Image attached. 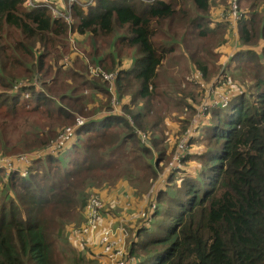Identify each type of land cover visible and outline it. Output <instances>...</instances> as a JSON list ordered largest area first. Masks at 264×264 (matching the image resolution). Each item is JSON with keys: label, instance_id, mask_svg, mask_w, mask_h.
Segmentation results:
<instances>
[{"label": "trees", "instance_id": "trees-1", "mask_svg": "<svg viewBox=\"0 0 264 264\" xmlns=\"http://www.w3.org/2000/svg\"><path fill=\"white\" fill-rule=\"evenodd\" d=\"M226 2L95 0L75 5L69 25L45 4L0 0V159L48 144L10 176L0 161V264H58L55 239L88 188L134 182L128 165L140 167L139 158L148 179L158 176L171 156L167 121L177 99L191 115L175 116L172 136L202 118L190 133L201 145L188 157L197 165L169 174L154 227L141 220L129 255L134 264H264V9L246 16L236 0L238 65L227 76L218 51L231 23ZM178 48L196 68L194 81L182 78L196 88L161 80ZM78 113L85 124L51 154Z\"/></svg>", "mask_w": 264, "mask_h": 264}, {"label": "rangeland", "instance_id": "rangeland-1", "mask_svg": "<svg viewBox=\"0 0 264 264\" xmlns=\"http://www.w3.org/2000/svg\"><path fill=\"white\" fill-rule=\"evenodd\" d=\"M57 1L56 3H52L49 0L47 7L52 11V13H53L52 7L53 6L57 7V5H59L60 3V0H57ZM221 1L223 2V0ZM253 2L256 3L257 5L252 6ZM226 3L228 6L230 5L229 0H227ZM249 7H250V10H249ZM58 8L63 9V6H60ZM240 8L242 9V12H241L242 14L243 12H245L246 16H250L251 13L254 12L256 9L257 10L264 9V0H257V1L241 0ZM223 16H224V11L220 15L214 16L213 18L219 17L221 19L223 18ZM239 23H240V20L238 21L237 26L234 27L231 25L230 22H228V28L225 34V38L228 41L227 43L220 45L223 48H218L221 58L226 59L225 60V72L227 76H230L229 73L234 72L233 66L234 64H236V61L235 63H233L234 61L232 62V55L237 52V49L236 51H233L232 49H235L239 42ZM244 63L245 62H242L241 64H244ZM193 66L194 65L190 62L189 58L186 56V53L183 52L181 48H178L176 49L174 54L169 55L163 62V65L161 66V80L164 83L179 82V85H180L179 87H183L185 89L196 88V86L194 85V82L188 81L187 79L182 78V75L184 73L191 74V78H192V73L196 69ZM247 68H249V66L246 67L242 65V68L239 71H243L245 69L247 71L248 70ZM235 72L237 71L235 70ZM192 80L194 81L193 78ZM33 82L36 84L39 83L37 82V79H35ZM39 88L43 89L44 87L41 86L40 84ZM200 88H202V84H200ZM43 90L46 91V89H43ZM27 93L30 96V92L27 91V92H24L25 97H27L26 96ZM211 96L213 97V93ZM102 99H103L102 96L98 95L95 101L98 103ZM191 100L192 98L189 99V101ZM178 101L179 99L172 101L173 105L171 106V109H176L173 115L176 116L178 114H182V116L184 117L190 116L191 112H189L188 108L187 107L184 108V106L180 105ZM113 102L117 103L115 98H113ZM207 102L209 101L206 98L204 101L201 102V104H204ZM168 112H169V109H168ZM175 116L171 118L169 117V120L167 121L169 127L173 126V129H174V126L179 125V122L175 118ZM77 118H85V117L84 115L78 113L76 116V121H77ZM199 118H201V115L197 117V119L195 120L192 119L190 126L184 131H182L183 133L179 135L178 138H176L177 136L175 133L172 136L173 129L167 128V132H169L170 135L167 136L165 143L168 146V152H171V156L169 159L168 158L166 160L164 159L163 163L160 162V167L162 168V170H159L158 176H156L155 178L153 177L151 179H148V170L146 169V163H144V160L142 158H139V162L142 163L140 167H137L134 169V165H128V170L130 169L131 173L134 174L133 180L138 185H136L134 182L129 180L130 182L122 181L120 184L109 185V186H104L105 183H100L97 186H93L87 189L88 193L86 195V202L93 193L99 195L102 198L103 204H104L101 209V212L104 213V215L102 214L103 218L105 217L108 219L110 216H112V218L117 219V221L110 222V225L116 226L122 223L125 227H127V229L129 230L128 244H131L133 242V240L135 239L138 233V228H140L141 226L139 223L143 219V215L141 214L143 213L147 214L153 205L156 206V210L160 208V203L156 199L157 194H158L157 191L160 188L161 189L165 188L167 184L169 185V187L172 186L170 185L172 184L170 182V179H168L169 174L173 171L177 172V174L173 175V179H176V177H178V175L182 173V170H181L182 167L186 166L189 169H192L194 165L195 166L197 165V160L195 158L188 159V157L190 155H193V152H200L201 150V145L197 143V138L195 139V142L193 141V138L195 135L192 137L190 136V133L193 132L192 126L197 123ZM74 126L75 124H71V125H68L67 128L74 127ZM177 129H175L174 131L176 132ZM61 136L62 134L60 135L58 141L61 140ZM176 140L177 142L175 143ZM174 143L176 146V150H174ZM47 145L48 144H45L44 146L35 148L34 150H31L29 152L18 151L16 153H11L10 156L1 158L0 160L5 159L4 161L5 163H7L8 161H11V164L13 168L15 169L16 167L15 162H18V161L22 162L26 158L27 153H30V152L36 153L35 156L37 155V153L39 154L43 153L41 148L43 147L45 148ZM18 146H19L18 144L11 145V147H18ZM55 146H56V149L52 150L50 152L51 154L54 153V151L59 152V148H60L59 143L55 144ZM180 146H183V147H180ZM65 150H62L61 152H64ZM183 152H186V153L182 157H180V159H178L177 156H180V154ZM12 161L14 162L12 163ZM6 170H7L6 171L7 176H10L11 174L16 172L12 169H6ZM23 172L26 173V171L24 170ZM109 181L110 183L112 182L111 179ZM86 202H85V205H86ZM85 205L81 204L78 208H76L74 213L66 219L67 224L64 226L61 236H57V238L55 239L54 248L56 250V256H57L56 258L59 259L58 264H104L106 261V256L108 254L117 253L120 250V248H115V249L110 248V251L102 252V254H99L100 258L95 259L91 255V250H90V247L87 245V242L85 240L78 239L74 236L75 230H77L83 224V222L86 221V215L83 213V209ZM151 217H152V214H151ZM151 217L146 224H148V226L150 227L151 225L152 227H154V223L156 222L157 218L156 217L151 218ZM127 253H128V248H127ZM125 255L126 254L123 252V258L125 257ZM129 256L130 255H127L125 259H128ZM134 259L136 261L135 256H134Z\"/></svg>", "mask_w": 264, "mask_h": 264}, {"label": "built area", "instance_id": "built-area-1", "mask_svg": "<svg viewBox=\"0 0 264 264\" xmlns=\"http://www.w3.org/2000/svg\"><path fill=\"white\" fill-rule=\"evenodd\" d=\"M95 0H66L65 8L63 9L58 7H52L53 14L56 18L64 19L69 25L73 22L72 9L75 5L82 6L83 8H87L94 3ZM151 2L153 0H150ZM230 7H232V13L230 15L231 25L235 27V22L239 19L240 13H238V5L236 0H229ZM40 3H33L31 0L28 2L29 6L36 7ZM48 5V3H44ZM107 78L112 77L111 75H107ZM39 88V84H36ZM42 86V85H41ZM28 97L29 94L27 93ZM204 105V104H202ZM85 124V118H77L76 125L74 127H68L62 134V138L60 141L54 143L53 145L48 146V148L55 150V144L59 143L61 147L66 140H69L71 137L75 135L76 128ZM66 139V140H65ZM187 141V139H186ZM184 145V143H183ZM52 146V147H51ZM183 147V146H180ZM186 152L177 156L178 159L182 157ZM4 164L7 165L8 168H11L15 171L19 170L17 166L20 161L15 163V169L13 168L11 161L5 163V159L0 160ZM14 161H12L13 163ZM21 175H26L23 171ZM102 198L93 193L87 200L86 205L83 209V213L86 215V221L74 232V236L78 239L85 240L87 245L90 247L91 255L93 258H100L99 254L102 252L110 251V248H120L117 253H110L106 256V261L104 264H134V257L129 256L128 259H125L127 255H129L128 248V239H129V230L122 223L119 225H105L103 224L102 212L101 209L103 207ZM156 210V206L153 205L147 214L143 213V219L145 221L151 217V214ZM115 243V244H114ZM91 245V246H90ZM123 252L126 254L123 258Z\"/></svg>", "mask_w": 264, "mask_h": 264}, {"label": "crops", "instance_id": "crops-1", "mask_svg": "<svg viewBox=\"0 0 264 264\" xmlns=\"http://www.w3.org/2000/svg\"><path fill=\"white\" fill-rule=\"evenodd\" d=\"M30 0H28V2H29ZM33 3H40V4H44V3H49V0H31ZM56 1L57 0H50V2H52V3H56ZM58 3V2H57ZM66 4V0H61L60 1V3H59V5L60 6H63L64 8H65V5ZM59 5H57V7H60ZM62 8V7H61ZM86 9V8H85ZM72 24H73V22H72ZM71 24V25H72Z\"/></svg>", "mask_w": 264, "mask_h": 264}]
</instances>
